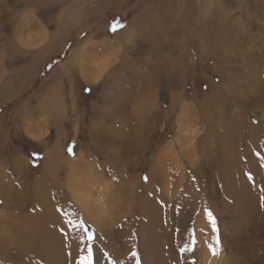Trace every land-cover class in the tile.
Returning <instances> with one entry per match:
<instances>
[{
    "label": "rangeland",
    "instance_id": "rangeland-1",
    "mask_svg": "<svg viewBox=\"0 0 264 264\" xmlns=\"http://www.w3.org/2000/svg\"><path fill=\"white\" fill-rule=\"evenodd\" d=\"M50 90L55 119L37 107ZM53 147L67 199L49 203L24 180ZM0 178L16 187L8 205L0 193V264H54L48 231L62 264L89 247L92 264H264V0H0ZM46 203L56 221L37 232Z\"/></svg>",
    "mask_w": 264,
    "mask_h": 264
},
{
    "label": "bare ground",
    "instance_id": "bare-ground-1",
    "mask_svg": "<svg viewBox=\"0 0 264 264\" xmlns=\"http://www.w3.org/2000/svg\"><path fill=\"white\" fill-rule=\"evenodd\" d=\"M145 20H146V18H144ZM156 19V18H155ZM154 19V20H155ZM149 20V19H148ZM153 20V21H154ZM159 21V20H158ZM153 23V22H152ZM159 23V22H158ZM73 24V23H72ZM71 25V24H70ZM153 25V24H152ZM154 26V25H153ZM142 27H144V26H142ZM151 27V26H150ZM148 29V28H147ZM140 30V29H139ZM123 38V37H122ZM118 44V43H117ZM102 53V52H101ZM104 54V53H103ZM119 59V58H118ZM84 60V59H83ZM123 60V59H122ZM79 61V60H78ZM100 61V60H99ZM98 61V62H99ZM98 65H99V63H98ZM122 65V64H121ZM148 65H150V64H148ZM103 67V66H102ZM99 68V67H98ZM124 68V67H123ZM101 69H103V68H101ZM150 69V68H149ZM108 73V72H107ZM119 73V72H118ZM111 75H113V74H111ZM118 75V74H117ZM115 76V75H114ZM106 77V76H105ZM87 79L88 80H90V77L89 76H87ZM125 84H129L128 82L127 83H125ZM152 84V82H151V80H148V79H146L145 80V82H144V84H143V86L142 87H148V85H151ZM130 88H131V86H129ZM139 89V88H138ZM133 91V90H132ZM135 91V90H134ZM136 93V92H135ZM137 93H139V90H138V92ZM146 93V92H145ZM135 96H136V94H135ZM137 97V96H136ZM105 98V97H104ZM144 98H145V96H144ZM138 99V98H137ZM141 99V98H140ZM147 99V98H146ZM145 99V100H146ZM152 99V98H151ZM141 101V100H138L139 101V105L141 106V105H143L144 107L143 108H141L142 110V112L141 113H144V115H147L148 114V103L146 102V101ZM149 101V100H148ZM151 101V100H150ZM118 106V105H117ZM127 106V105H126ZM121 108V107H120ZM114 109V108H113ZM116 112V111H115ZM113 113V112H112ZM117 113V112H116ZM162 113V112H161ZM117 115V114H116ZM120 115V114H119ZM122 115V114H121ZM154 118L155 119H157V117L159 118L160 117V113H156V114H154ZM119 117V116H118ZM120 118V117H119ZM148 119V118H147ZM144 120V121H146V124H148L149 122L148 121H151V120ZM117 120V119H116ZM144 121H142L141 122V125H143V123H144ZM153 122L154 121H156V120H152ZM140 124V123H139ZM150 125V124H149ZM105 127V126H104ZM139 127H140V125H139ZM241 128V127H240ZM246 128V127H245ZM140 130V129H139ZM104 131V130H103ZM142 131V130H141ZM107 132V131H106ZM140 132V131H139ZM142 133V132H141ZM96 134V133H95ZM117 134V133H116ZM97 135V134H96ZM103 135H105V133L103 134ZM139 135V134H138ZM140 135H142V134H140ZM143 138V137H142ZM100 140H102L101 142L104 144V145H106L105 143H109L110 144V142L112 141V139H111V137L109 138L108 136L107 137H101V139ZM100 142V143H101ZM59 154V150H58V148L57 147H53L51 150H49L46 154H45V156H44V159H45V168L46 167H50V166H52V165H54L57 161H59V156L60 155H58ZM75 166H77L78 167V164H75ZM74 166V167H75ZM22 167V166H21ZM55 167V166H54ZM51 168V167H50ZM70 168V167H69ZM72 168V167H71ZM52 170V169H51ZM44 171V170H43ZM50 172H49V170L48 171H46V169H45V172L43 173V179H46V174H49ZM53 175V174H52ZM160 175V174H159ZM42 181H45V180H43L42 179V176H41V178H40ZM70 179V178H69ZM52 180H54V184H53V187H52V185H51V187L52 188H50L52 191H54L55 192V194H62L64 197L67 195L66 193H67V191L65 192V193H63L62 191H63V188H62V186L61 185H59L58 183H57V181H56V179L54 178V177H52ZM40 181V180H39ZM41 182V181H40ZM68 182V181H67ZM128 187V186H127ZM117 189H119L118 187H111V188H109L108 190H107V195H110V193H114V191L115 190H117ZM124 189V188H123ZM129 187L125 190L126 191V193L127 192H129ZM37 191V190H36ZM35 191V192H36ZM65 191V190H64ZM109 193V194H108ZM76 194L77 193H75V194H73L72 193V196L74 197V198H76V200H75V202H77V204L80 206V208L85 212V214H87V212L90 210L89 208H90V206H88V205H90L89 204V200H82V199H78L77 197H79V194H77V196H76ZM49 195H50V193H49ZM104 195V194H103ZM62 196V197H63ZM81 196V195H80ZM129 196V195H128ZM108 197V196H107ZM114 198V197H113ZM53 199V198H52ZM56 199V198H55ZM108 200H109V198H108ZM114 200V199H113ZM113 200H111V201H109V203H106V205L105 206H107V210L106 209H104V210H101V211H96V213L98 214L97 216H100L101 218H104L105 219V217L107 218V216H108V212L110 213V216L111 217H113L114 216V214H115V212L119 209L118 208V205H115L114 203V201ZM59 201V200H58ZM51 204H49L48 205V207H43L44 209H43V213H41V215L38 217V220L35 222L34 220L32 221V222H30V223H28L27 224V226L29 225L32 229L33 228H35V230H37V232L38 231H40V229H47L46 228V226H49L50 225V223H53L54 224V221H56V220H54V219H56V216H57V214L56 213H54L53 211H55V210H53V208L50 206ZM91 211V210H90ZM37 214V213H36ZM39 214V213H38ZM95 215V214H94ZM116 215V214H115ZM87 216H88V214H87ZM147 216V215H146ZM49 224V225H48ZM47 231V230H46ZM54 231V230H53ZM49 232V231H48ZM48 232L47 233H43L38 239H39V247H38V249L40 250V253H41V255H43L47 260H49V261H53V263L54 264H62V263H60L59 261H57V260H59V259H57L56 258V251L54 250V248L56 249L57 247H59V244H60V241L59 240H56V241H54L53 240V233H51V235H50V233L48 234ZM38 244V243H37ZM51 245H53L52 247H51ZM64 245V244H63ZM50 246V247H49ZM51 256V257H50ZM58 257V256H57ZM50 258H52L51 260H50ZM62 258V257H61Z\"/></svg>",
    "mask_w": 264,
    "mask_h": 264
},
{
    "label": "crops",
    "instance_id": "crops-1",
    "mask_svg": "<svg viewBox=\"0 0 264 264\" xmlns=\"http://www.w3.org/2000/svg\"><path fill=\"white\" fill-rule=\"evenodd\" d=\"M78 14H76L75 16L74 15H71V16H67L65 19H64V21H65V23H64V27L63 28H66L67 26H71L72 25V23H75V21L77 20V18H78ZM25 21L27 22V23H31L32 25H33V23H34V21L33 20H31V19H29V18H25ZM71 24V25H70ZM26 26V24H23V25H21V30H24V31H26V28L27 27H25ZM36 26V25H35ZM37 26H38V24H37ZM38 28V27H37ZM62 28V29H63ZM67 29H69V32H71V29L72 28H68L67 27ZM66 29V30H67ZM79 29V28H78ZM78 29H75V30H78ZM19 30H20V28H19ZM62 33L63 32H65V30H63V31H61ZM10 40H12V39H10ZM95 48H96V50H94L93 51V53L92 54H86L84 51L82 52V53H80V54H78V55H82V59H83V57H84V55L86 54V57H84V60H86L87 61V63H89V60H91V59H97V55H100V53H101V51L103 50V46L102 45H97V46H95ZM76 54H71V55H69V57H68V63H67V67L68 68H72V66H73V64H75L74 62V59H77L76 57L78 56V55H76ZM91 55V57L90 58H87V56L89 57ZM75 57V58H74ZM65 66V67H66ZM74 66H76V65H74ZM66 67V68H67ZM67 68V69H68ZM73 69V68H72ZM96 69L97 68H92V67H87V66H85L84 67V71L83 72H81V74H79V75H83V79L86 81V82H90V83H93V82H95V76L98 74L97 72H96ZM65 70V69H64ZM78 72V71H77ZM69 73H71L70 72V70L67 72V70H65V72L63 71V72H61V73H59V81H56V83L57 84H59L60 83V81H61V77H63V76H65V74H69ZM89 76L90 77V80H88V79H85V76ZM97 77V76H96ZM55 92L54 91H51L50 90V92H48L46 95H44L43 97H41L40 99H39V103L37 104V107H38V110L40 111L41 110V112H44V114H46L47 116H48V118L50 117V119H55V116L53 117L52 116V109L54 110L55 108H56V102H57V100L55 99ZM54 95V96H53ZM49 119V120H50ZM35 136V135H34ZM36 137V136H35ZM45 156V155H44ZM44 163H45V161H44ZM17 165V166H16ZM10 166H12V167H14V169L17 171L18 169H20L21 168V166L22 165H19V164H11ZM47 168V167H46ZM45 168V169H46ZM45 169H43L44 171H42V173H41V175L40 176H38V177H36L34 180H24V184L26 183V185H28V189L30 190V192L32 191L33 193H34V195L35 196H37V199L38 200H40L39 199V197L41 196V191H42V193H44L42 196H45L46 197V202H49V203H54V202H56V194H55V192L54 191H52L50 188H52L53 187V184H54V180H49L48 179V174H46L45 176H46V179H43V173L45 172ZM46 171H48V170H46ZM41 176H42V179L43 180H45V181H42L40 178H41ZM41 182H40V181ZM51 185H52V187H51ZM16 187H15V185H14V183H13V181H10V182H8L7 181V183L5 182V180H3V179H1L0 178V193H1V195L4 197V199H5V202H6V205H8V204H10V203H12V201H13V198H14V196L16 195ZM37 190V191H36ZM36 191V192H35ZM49 193H50V195H49ZM53 198V199H52ZM65 198V200L67 199V195L64 197ZM41 201H39L38 203H40ZM47 204V206L46 207H48V203H46Z\"/></svg>",
    "mask_w": 264,
    "mask_h": 264
},
{
    "label": "snow or ice",
    "instance_id": "snow-or-ice-1",
    "mask_svg": "<svg viewBox=\"0 0 264 264\" xmlns=\"http://www.w3.org/2000/svg\"><path fill=\"white\" fill-rule=\"evenodd\" d=\"M117 26L118 24H114L112 26V31H116L117 30ZM120 27H122V25H119ZM69 151H71V149H69ZM210 219L212 220V224H213V232H216V227H215V221L214 218H212V214L208 213ZM89 239H91V237H89ZM214 242L217 245V247H214L212 244L209 245L210 251L212 252L213 255H216L218 252V245H219V240L218 237H214ZM92 249L91 247H89L88 249V256L84 258L83 264H92Z\"/></svg>",
    "mask_w": 264,
    "mask_h": 264
}]
</instances>
